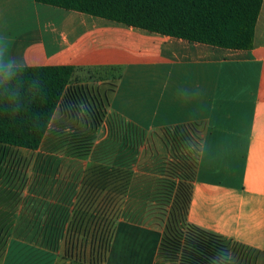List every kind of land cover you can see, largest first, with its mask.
Wrapping results in <instances>:
<instances>
[{
    "label": "crops",
    "instance_id": "obj_1",
    "mask_svg": "<svg viewBox=\"0 0 264 264\" xmlns=\"http://www.w3.org/2000/svg\"><path fill=\"white\" fill-rule=\"evenodd\" d=\"M38 65L115 69L107 111L147 141L168 127L191 125L198 152L187 222L251 250L256 261L264 257V0L249 49L35 0H0V66ZM65 194L54 197L46 223L38 214L37 226L16 235L6 230L0 264H156L158 226L113 225L105 251L98 233L86 231L93 224L80 218L84 194L70 202Z\"/></svg>",
    "mask_w": 264,
    "mask_h": 264
},
{
    "label": "trees",
    "instance_id": "obj_2",
    "mask_svg": "<svg viewBox=\"0 0 264 264\" xmlns=\"http://www.w3.org/2000/svg\"><path fill=\"white\" fill-rule=\"evenodd\" d=\"M35 1L230 49L252 47L254 26L262 4V0ZM73 72L71 65L0 66V143L37 149ZM181 126L183 129L177 131H174L176 126L164 129L174 159L168 179L161 182L162 188L158 189L162 200L169 204L158 254L165 255L174 264H227L224 239L186 220L198 142L195 139L194 149H191L188 145L191 137L184 129L190 125ZM125 127L140 134L134 125L123 122L122 138L127 136ZM118 165L102 161L90 167L81 188L84 209L82 212L78 209L80 218L83 221L85 214L86 221L93 224L86 231L92 236L98 233L99 246L105 251L114 221L121 216L123 199H147L133 195L131 171L122 168L124 162ZM156 179L153 178L151 184L159 186ZM93 206L98 208L95 213Z\"/></svg>",
    "mask_w": 264,
    "mask_h": 264
},
{
    "label": "rangeland",
    "instance_id": "obj_3",
    "mask_svg": "<svg viewBox=\"0 0 264 264\" xmlns=\"http://www.w3.org/2000/svg\"><path fill=\"white\" fill-rule=\"evenodd\" d=\"M116 74L115 69L102 67L74 70L37 149L0 143V247L6 230L14 235L25 232L37 226L38 214L46 223L44 214L49 207L52 210L54 197L63 196L64 190L68 192L67 201L70 196L71 200L77 196L78 201L86 172L102 161H111L114 166L124 162L122 168L131 171L133 195L147 198L123 199L121 218L114 226H158L163 236L169 204L162 200L158 189L169 177L174 151L166 142V135L154 136L151 142L144 133L125 127L127 136L122 138L120 126L126 121L109 113L105 104V93ZM176 127L174 131L183 129L181 125ZM184 129L191 137L188 145L194 149L193 128L190 125ZM153 178H157L159 186L151 184ZM71 220L70 213L66 223L71 225ZM224 243L227 264H264L263 256L256 261L251 250L227 240ZM157 259L156 264L175 263L162 254Z\"/></svg>",
    "mask_w": 264,
    "mask_h": 264
}]
</instances>
